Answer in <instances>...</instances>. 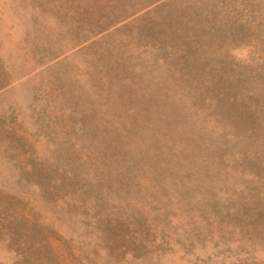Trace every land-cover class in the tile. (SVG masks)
I'll return each instance as SVG.
<instances>
[{
    "label": "trees",
    "instance_id": "16d2710c",
    "mask_svg": "<svg viewBox=\"0 0 264 264\" xmlns=\"http://www.w3.org/2000/svg\"><path fill=\"white\" fill-rule=\"evenodd\" d=\"M19 1L38 12L23 46L43 66L25 103L0 112V158L16 157L17 182L64 198L100 242L70 244L24 205L12 209L20 192L0 190V240L15 264H93L102 242L114 255L189 251L236 232L262 246L264 60L228 48L264 46V0ZM249 251L233 264H258Z\"/></svg>",
    "mask_w": 264,
    "mask_h": 264
},
{
    "label": "rangeland",
    "instance_id": "374dc122",
    "mask_svg": "<svg viewBox=\"0 0 264 264\" xmlns=\"http://www.w3.org/2000/svg\"><path fill=\"white\" fill-rule=\"evenodd\" d=\"M37 13L35 7L31 6L30 3H22L19 0H0V71L12 83L10 92H0V112L6 109L10 102L17 106V99L25 103L23 101L27 99V89L29 86L31 87L32 80L39 77V75L34 74V78H31V74L40 71L43 65L35 63L32 52L27 49V46H23L24 38L33 37L35 34L37 24L33 22L32 18L33 14ZM45 13L47 20L50 21L51 19V23L54 22L53 17L47 15V12ZM60 29H62L60 26L57 28L53 24L51 34L53 35V32L56 33ZM263 47L260 40H252L229 46L228 52L240 62L253 64L258 60H264ZM61 53L57 52V54ZM21 112L27 113L26 107L21 105ZM29 129L32 128H27V135L31 133ZM40 139L42 144L40 141L35 142V146L39 148L46 141L43 137ZM15 158L10 160L0 158L1 192L4 194L20 192L21 195L19 200L10 202L13 210L24 205L28 210L34 212L41 221L47 222L53 228L55 227L57 235L61 234L65 239L72 238V242L69 241L70 244H78L87 248L92 246L95 239L100 242L98 237H94V233L96 234L99 228L89 225L87 227L89 229L92 227L93 232L83 234L85 226L80 224L77 215L67 213L63 203L64 198L49 200L43 192L41 193L39 187L31 181L20 180L21 184H19L16 180L17 175H15L18 168H13L12 164ZM178 221L176 218H172L170 226L178 225L177 228L181 229ZM237 236L239 234L236 232L231 239L225 240V237L228 238V236L218 238L215 234L212 239L196 242L189 251H185L184 248L179 247L178 243H174L171 249L158 250L152 254L144 253L140 257L133 256L130 252L114 255L113 252H110L111 248L108 243L102 242L98 246L97 259L93 264H233L243 256L251 254L252 251L245 252L248 248L254 250L252 257L258 261V264H264V244L260 246L256 243L255 247H252L253 245L249 244V240L241 243ZM52 243L60 252L66 246L65 244L62 247L61 245L58 246V241L54 239H52ZM240 243L241 245H239ZM17 258L18 254L15 253L14 249L9 248L3 240H0V262L15 264ZM222 258H224V263L221 261Z\"/></svg>",
    "mask_w": 264,
    "mask_h": 264
}]
</instances>
